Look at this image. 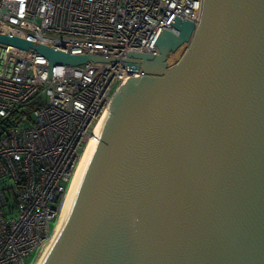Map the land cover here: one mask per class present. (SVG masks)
<instances>
[{
    "label": "water",
    "instance_id": "obj_1",
    "mask_svg": "<svg viewBox=\"0 0 264 264\" xmlns=\"http://www.w3.org/2000/svg\"><path fill=\"white\" fill-rule=\"evenodd\" d=\"M156 54L75 56L0 31L54 66L125 62L40 264H264V0H202ZM186 45L180 58L169 57Z\"/></svg>",
    "mask_w": 264,
    "mask_h": 264
},
{
    "label": "built area",
    "instance_id": "obj_2",
    "mask_svg": "<svg viewBox=\"0 0 264 264\" xmlns=\"http://www.w3.org/2000/svg\"><path fill=\"white\" fill-rule=\"evenodd\" d=\"M202 0H0V31L75 56L156 54L174 17ZM125 62L54 66L0 45V264H34L48 246L80 157L129 77Z\"/></svg>",
    "mask_w": 264,
    "mask_h": 264
},
{
    "label": "bare ground",
    "instance_id": "obj_3",
    "mask_svg": "<svg viewBox=\"0 0 264 264\" xmlns=\"http://www.w3.org/2000/svg\"><path fill=\"white\" fill-rule=\"evenodd\" d=\"M185 47H186L185 44L182 45L180 48H178V49H177V50H176V51H175V52L169 57V59H168V61H167L168 65H172L174 61H177V60L180 58V56L182 55V53H183ZM180 53H181V54H180ZM103 121H104V118H103L102 120L99 121V123H98V125H97V127H96V130H95V137H96V135H97V133H98V131H99V129H100V127H101ZM94 141H95V139H91V140L88 142L87 146L85 147V149H84V151H83V153H82V155H81V157H80V160H79L78 166H77V168H76V170H75V173H74L73 179H72V181H71V183H70V185H69V188H68V190H67V192H66V194H65V197H64V200H63V203H62V206H61V210H60V213H59L58 221H57V224H56V227H55V230H54V234H55V231H56V229L58 228V226H59V224H60L61 218H62L63 215H64V208H65L67 202L69 201V199H70V197H71L72 191H73L74 186H75L76 181H77V178H78V176H79V174H80V172H81V169H82V167H83V165H84V162H85V160H86V158H87V156H88V153H89L90 149L92 148V146H93V144H94ZM54 234H53V236H52V238H51V240H50L48 246H47L46 249L43 251L42 256H41V257H40V258H39L34 264H40V262L42 261V258L44 257L46 251L48 250V248H49V246H50V243H51V241H52V239H53V237H54Z\"/></svg>",
    "mask_w": 264,
    "mask_h": 264
},
{
    "label": "rangeland",
    "instance_id": "obj_4",
    "mask_svg": "<svg viewBox=\"0 0 264 264\" xmlns=\"http://www.w3.org/2000/svg\"><path fill=\"white\" fill-rule=\"evenodd\" d=\"M181 54V53H180ZM176 61L173 62V64L175 63ZM32 261V260H31ZM31 261H30V264H31Z\"/></svg>",
    "mask_w": 264,
    "mask_h": 264
}]
</instances>
